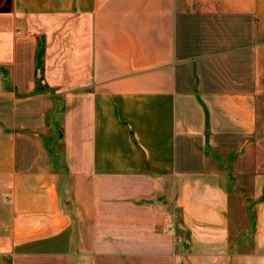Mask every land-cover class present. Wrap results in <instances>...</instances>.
Here are the masks:
<instances>
[{
    "label": "crops",
    "instance_id": "crops-1",
    "mask_svg": "<svg viewBox=\"0 0 264 264\" xmlns=\"http://www.w3.org/2000/svg\"><path fill=\"white\" fill-rule=\"evenodd\" d=\"M0 264H264V0H0Z\"/></svg>",
    "mask_w": 264,
    "mask_h": 264
}]
</instances>
